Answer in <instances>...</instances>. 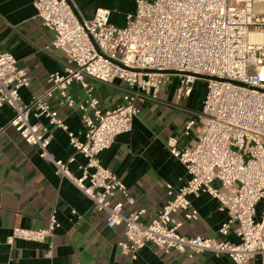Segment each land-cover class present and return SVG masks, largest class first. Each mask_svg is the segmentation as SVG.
Masks as SVG:
<instances>
[{
  "label": "built area",
  "instance_id": "built-area-1",
  "mask_svg": "<svg viewBox=\"0 0 264 264\" xmlns=\"http://www.w3.org/2000/svg\"><path fill=\"white\" fill-rule=\"evenodd\" d=\"M33 6L54 34L51 46L65 53L66 62L48 75L47 88L24 101L20 91L31 85L30 75L12 53L1 52L0 108L13 109L9 125L39 148L40 157L54 164L61 179L70 180L106 213L107 227L125 225L122 252L136 259L150 243L190 260L210 252L226 254L234 264H248L259 256L264 264V0H136L123 26L112 23L104 9L81 19L73 0H33ZM172 75L179 77L178 100L190 96L203 76L207 90L198 118L185 126V134L196 130L192 143L179 148L177 138L168 141L188 178L179 186L167 183V202L144 222V207L124 213L125 205H135L136 198L100 156L133 130L140 112L137 100L142 95L157 98ZM91 80L125 83L123 102L102 109ZM74 83L88 93L78 105L86 127L83 139L69 130L53 104L74 107ZM50 127L68 134L74 150L68 160L55 159L49 151ZM76 154L86 159L79 177L69 167ZM202 194L218 200L219 210L228 214L218 232L227 236L233 228L236 242L181 234L185 221L199 218L191 197ZM58 227L53 211L47 226L14 227L9 241L45 243ZM52 253L50 245L47 255Z\"/></svg>",
  "mask_w": 264,
  "mask_h": 264
},
{
  "label": "crops",
  "instance_id": "crops-1",
  "mask_svg": "<svg viewBox=\"0 0 264 264\" xmlns=\"http://www.w3.org/2000/svg\"><path fill=\"white\" fill-rule=\"evenodd\" d=\"M135 2L73 0L81 19H91L98 10L104 9L117 26L125 24L126 15L135 9ZM53 37V32L37 17L33 0H0V53H12L28 71L31 85L20 91L24 101H30L47 88L48 75L61 70L66 62L65 53L51 46ZM167 79L157 98L142 95L137 100L140 112L133 130L119 136L100 156L103 165L111 169L136 198L135 205H125L124 213L144 207L147 209V214L142 216L144 222L150 221L167 202V183L179 186L187 180L186 169L171 154L168 141L175 137L179 148L190 145L196 130L193 128L185 134V126L197 119L202 110L203 100L196 97L194 91L188 97L177 99L179 77L172 75ZM90 83L102 109L121 104L128 89L120 80L109 84L93 80ZM70 93L76 102L74 107L55 101L53 104L69 130L83 139L86 127L78 105L85 101L88 93L80 83H74ZM14 114L7 105L0 108V264H234L226 254L216 256L203 252L190 260L184 253L176 250L166 253L150 243L137 252L136 259L123 253L119 242L125 240V225L107 227L106 213L98 211L70 180L61 179L54 164L40 157L39 148L28 144L9 125ZM40 120L46 123L45 119ZM32 121L39 120L32 116ZM50 131L49 151L55 159L68 160L74 154L68 134L54 127H50ZM85 163L84 156L76 154L75 161L69 165L71 172L81 176ZM191 203L199 212V218L185 221L181 234L237 241L233 228L227 236L218 232L228 217L219 210L218 200L202 194L191 197ZM53 211H56L59 227L45 243L9 241L14 227L47 226ZM50 245L53 253L49 256ZM248 264H262L261 257H255Z\"/></svg>",
  "mask_w": 264,
  "mask_h": 264
},
{
  "label": "rangeland",
  "instance_id": "rangeland-1",
  "mask_svg": "<svg viewBox=\"0 0 264 264\" xmlns=\"http://www.w3.org/2000/svg\"><path fill=\"white\" fill-rule=\"evenodd\" d=\"M195 83L193 87L194 95L203 100L207 90V83L204 79H198ZM259 209H261V207H259Z\"/></svg>",
  "mask_w": 264,
  "mask_h": 264
},
{
  "label": "water",
  "instance_id": "water-1",
  "mask_svg": "<svg viewBox=\"0 0 264 264\" xmlns=\"http://www.w3.org/2000/svg\"><path fill=\"white\" fill-rule=\"evenodd\" d=\"M167 73H169V74H177V72H175V71H167ZM203 79H206L207 77H202Z\"/></svg>",
  "mask_w": 264,
  "mask_h": 264
}]
</instances>
